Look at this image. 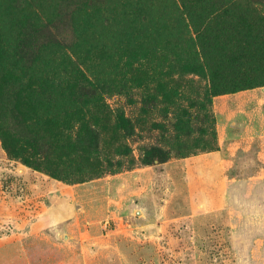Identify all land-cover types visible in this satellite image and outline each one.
I'll list each match as a JSON object with an SVG mask.
<instances>
[{"label":"rangeland","instance_id":"1","mask_svg":"<svg viewBox=\"0 0 264 264\" xmlns=\"http://www.w3.org/2000/svg\"><path fill=\"white\" fill-rule=\"evenodd\" d=\"M168 5L0 0V128L10 146L0 129V264H236L222 202L229 179L264 174V86L214 96L213 121H194L208 131L176 137L175 114L198 110L190 100L209 81L166 45ZM62 56L104 85L101 100L31 105L28 86ZM78 82L69 77L67 91ZM160 83L182 97L172 104L160 93L145 111L144 97ZM119 109L133 133L116 125ZM86 126L100 133L94 151L80 141ZM44 144L39 168L14 152L34 155ZM153 146L168 158L151 161ZM244 191L264 195V182Z\"/></svg>","mask_w":264,"mask_h":264},{"label":"trees","instance_id":"2","mask_svg":"<svg viewBox=\"0 0 264 264\" xmlns=\"http://www.w3.org/2000/svg\"><path fill=\"white\" fill-rule=\"evenodd\" d=\"M166 1L169 5L163 6L160 28L162 37L167 41L166 45L178 49V55L186 58L188 71L209 81L203 96L197 95L190 100V107L198 110L180 107L174 116L176 137H188L196 131H208L203 125L196 127L194 121H213L210 105L214 96L264 86V0ZM152 20H156L154 14ZM154 41L152 39L150 42ZM60 42L54 41L57 45L62 44ZM47 69L41 82L27 88L31 105L40 101L65 104L69 103L70 98L74 100L76 95L82 100H101L104 85L87 76L70 56H62L58 62L57 58H51ZM69 77L79 79L74 93L67 91L65 82ZM160 93L172 104L177 97H182V90L160 83L157 92L151 91L144 97L145 111L161 99ZM31 110L27 109V113ZM33 110L37 112L36 109ZM200 111L204 113L201 119ZM115 123L126 133L135 131L132 118L123 109L116 112ZM0 129L4 144L10 149L6 132L3 128ZM42 137L48 142L44 135ZM99 139V130L86 126L84 137L80 141L86 149L94 151L99 147ZM49 148L48 144L37 146L38 152L34 155L17 149L14 152L25 162L39 168L41 162L38 159L44 158ZM147 155L151 161H165L169 154L163 147L153 146ZM52 172L56 174L55 170Z\"/></svg>","mask_w":264,"mask_h":264},{"label":"crops","instance_id":"3","mask_svg":"<svg viewBox=\"0 0 264 264\" xmlns=\"http://www.w3.org/2000/svg\"><path fill=\"white\" fill-rule=\"evenodd\" d=\"M262 182L264 174L259 173L248 179L231 178L226 184L222 207L230 216L236 264H264V195L242 193L243 187Z\"/></svg>","mask_w":264,"mask_h":264}]
</instances>
